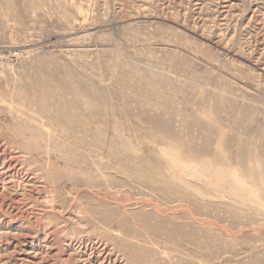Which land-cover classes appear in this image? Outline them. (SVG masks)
<instances>
[{
	"label": "rangeland",
	"instance_id": "obj_1",
	"mask_svg": "<svg viewBox=\"0 0 264 264\" xmlns=\"http://www.w3.org/2000/svg\"><path fill=\"white\" fill-rule=\"evenodd\" d=\"M0 264H264V0H0Z\"/></svg>",
	"mask_w": 264,
	"mask_h": 264
},
{
	"label": "bare ground",
	"instance_id": "obj_2",
	"mask_svg": "<svg viewBox=\"0 0 264 264\" xmlns=\"http://www.w3.org/2000/svg\"><path fill=\"white\" fill-rule=\"evenodd\" d=\"M94 193V192H93Z\"/></svg>",
	"mask_w": 264,
	"mask_h": 264
}]
</instances>
